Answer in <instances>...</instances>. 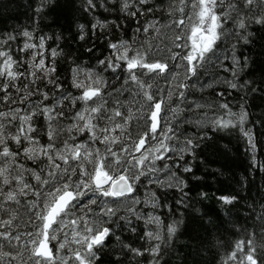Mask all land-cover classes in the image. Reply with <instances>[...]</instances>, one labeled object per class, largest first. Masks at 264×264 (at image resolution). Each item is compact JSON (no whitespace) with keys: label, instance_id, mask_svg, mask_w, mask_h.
Listing matches in <instances>:
<instances>
[{"label":"snow or ice","instance_id":"obj_1","mask_svg":"<svg viewBox=\"0 0 264 264\" xmlns=\"http://www.w3.org/2000/svg\"><path fill=\"white\" fill-rule=\"evenodd\" d=\"M189 2L191 14L186 11ZM68 3L87 22L75 23L73 39L89 43L103 38V46L110 52L98 57L95 65L84 67L79 58L69 59L70 52L47 45L50 37H37L34 31L0 34V264H72L73 261L106 264L104 247L113 234L109 222L117 216V208L112 205L121 204H125L126 213L119 219L130 231L136 232L132 217L146 226L155 224L157 229L143 232L148 243L142 250L122 244L123 256L109 259L107 264H125L129 253L137 264H141L140 257L148 264H161V257L173 246L177 231L181 228L187 231L197 222L207 232L203 243L208 251L224 247L219 243L220 237L208 231L215 220L205 223L209 214L201 213L196 207L207 198V193L193 185L192 178L197 184L202 178L196 177L186 154L195 159L210 146L205 142L214 143V138L224 133L242 138L245 151L256 163V153L264 151V107L257 119L250 120L247 101L254 102L257 98L264 101V68L260 69L258 81L254 77L246 79L241 73L249 65L248 58L241 62L233 54L232 63L224 69L225 72L231 69L232 79L222 82L226 87L215 93L213 102L186 104V90L195 87L188 83L193 78L199 83L201 71L214 63V57L223 66L227 56L221 57L216 51L217 41L222 37L235 36L237 41L250 45L255 36L249 26L254 24L259 26L257 31L264 38V0H179L178 4L169 2L167 10L157 7L164 0L155 3L68 0ZM57 5L58 0H38L37 17H43L46 10ZM100 9L103 12H98ZM157 12L162 14L161 21H171L165 27L173 31L163 54L158 48L154 51L152 45L136 46L135 41L113 39L104 31L106 28L109 32L118 31L122 27L118 21L123 18L136 22V33L147 34L155 31L160 21H150L146 14L155 16ZM98 15H104L103 21ZM109 16L115 19L109 21ZM141 16H145L143 24L139 20ZM18 38L23 43L13 49ZM86 52L94 56L95 44L87 47ZM58 56L69 62L65 70L69 75L64 79L54 75ZM180 69L183 76L177 80ZM103 73L109 74L111 83ZM157 79L176 81L177 107H169L168 111L175 116L180 106L185 105L191 116L182 123L194 127L195 133L178 135L176 126L169 120L161 126L160 113L165 100L148 83ZM212 83L201 84V89L211 88ZM229 90L240 97L238 111H233L225 98ZM124 93L131 97L128 106L121 99ZM172 95L169 91V99ZM133 102L140 113L135 117V131L130 130ZM208 110L215 113L210 118H207ZM173 141L181 146L172 147ZM221 150L230 149L225 145ZM168 161H172L171 166ZM173 168L181 171V175L172 171ZM161 170L173 180L164 183L155 177ZM260 170L264 171V164ZM209 174L223 175L219 170ZM246 179H237V183L242 185ZM145 181L164 189L159 197L153 195L152 211L147 213L136 208L138 204L148 206L147 201L134 195L138 185ZM218 200L222 205L235 207L238 193L222 194ZM18 207L25 209L31 221L23 233L18 230ZM156 209H163L161 215L170 218L166 235L160 231V216L152 214ZM77 210L81 215L76 216ZM88 213L92 214V220L85 219ZM70 216L75 217L71 224L79 226L73 233V242L78 247L69 250L71 255L54 259L53 248L59 253L69 243L68 233L63 236L61 233L66 226L65 218ZM256 222L264 238V205L256 213ZM256 235L253 231L246 240L236 241L220 264H264V243L258 244ZM3 243L9 246V251L2 250ZM126 247L128 250L124 252ZM23 251L29 253L28 261L23 260Z\"/></svg>","mask_w":264,"mask_h":264},{"label":"trees","instance_id":"obj_2","mask_svg":"<svg viewBox=\"0 0 264 264\" xmlns=\"http://www.w3.org/2000/svg\"><path fill=\"white\" fill-rule=\"evenodd\" d=\"M156 0H150V3H155ZM178 4L179 0H164V4H157L158 8H164L167 10L168 3ZM38 0H0V34H5L11 32L13 34H18L21 31H34L35 35L38 37L44 35L50 37L47 41V45L51 47H57L63 49L64 53H71L72 57L79 58V63L87 67L88 65H95L97 58H103V56L110 55V52L103 46V38L97 39L94 42L84 43L78 42L73 39V34L75 31V23L87 24L85 19L81 16L79 12L73 10L68 0H58V5L53 8L46 10L43 17H37L35 9L37 7ZM98 12H103L102 9ZM104 15H107L106 13ZM104 15H98L97 18L101 21L104 19ZM161 13L157 12L155 16L147 15L148 20L155 19L160 21L156 24V30H150L149 33L145 34L143 31L136 33V22L124 20L121 18L118 23L122 27L118 31L109 32L106 28L105 33L110 35L113 39H122L125 41L136 42V46L144 45H155L159 42L161 34L168 28L165 25H170V20L161 21ZM109 21L114 20L115 16H109ZM140 23L143 24L145 21V16L139 17ZM70 26L72 31H69ZM230 27V23H229ZM259 26L250 25L249 30L254 33L255 39L250 45H244L243 41H237L235 36L229 39H223L217 41L219 47L216 49L217 54L221 57L227 56V59L223 61V66L219 62H214L207 67V70L201 71L199 78V83L193 78L188 83H195V87L190 88L188 91L191 94L187 98L196 100L200 103H211L216 99L215 93L222 91L226 86L222 83L224 80L232 79L231 69L225 72V68H228L232 63L233 54L243 61L244 57L249 60V65L244 69V73L241 75L248 78H256L259 80L260 69L264 68V38H261V33L257 31ZM135 34V35H134ZM59 37L57 40L56 38ZM55 41V42H54ZM22 38H18L17 41L13 42V49L16 48L17 44H22ZM95 44V55L90 56L86 52L87 47L93 46ZM233 46H235L233 48ZM159 48L158 46H156ZM27 59V56H24ZM215 61V57L213 58ZM254 62V63H252ZM69 68V62L62 59L61 57L56 58V72L54 75L59 76L64 79L66 69ZM252 70V71H250ZM247 73L248 75H244ZM103 75L112 82V78L108 73H103ZM83 79V76H81ZM213 81L211 88L201 89V84H208ZM153 86V91L159 90V94L163 96L167 87L161 82L155 80L151 83ZM76 94V90H73ZM106 94V93H105ZM243 96V93H241ZM233 107V111L239 110V100L240 97L236 96V93L229 90L225 97ZM127 102L131 99L128 93H124L121 97ZM139 97H137V100ZM177 99V96L174 97ZM264 107V101L257 98L254 102L251 99L247 101V110L250 113V120H255L261 112V108ZM131 110L134 119L130 122L132 128L130 130L135 131V117L140 113L137 112V106L135 102L131 105ZM215 113L212 110H208L207 116H213ZM191 113L189 111H183L181 113L177 112L176 118L179 122L189 118ZM67 124L69 121H64ZM176 126L177 132H184L185 134L195 133L196 129L189 124H184ZM178 132V134H179ZM209 136H211V131H209ZM222 136L223 138H219ZM183 140V137H182ZM181 140V141H182ZM209 143L210 146L205 148L203 152L197 154L195 159H192L191 155L186 154V159L189 164L193 167L196 177H201L199 184L196 183L195 178H192L193 185L201 191L207 193V198L203 199L202 202L197 203V209L203 213L207 212L209 215L205 217V223L208 220H215V225L210 227L208 231L212 232L214 236L220 237L219 243L223 244L224 247L219 249H213L208 251L206 245L203 243L207 239V232L204 228L200 227L199 222L193 224L184 231L182 228L177 231L172 239V247L165 250L163 256L161 257V264H220L222 258H225V254L234 248V244L238 240H246L248 234L255 231L256 232V242L264 243V238L260 236V227L256 222V213L260 211L261 205H264V171L260 170V165L264 164V151H258L256 153V163L254 164L249 154L245 151L244 140L238 135H227L224 133L219 134L214 138V143ZM227 145L230 149L227 152L222 151V147ZM176 157L173 158L175 160ZM171 166L172 161H168ZM30 166V165H29ZM162 168V165H158ZM219 170L223 175H211L210 172ZM172 171L176 172L177 175H181V171L173 168ZM246 177V181L241 185L237 183V179ZM147 182V181H145ZM139 184L138 189L135 192V197L141 196L142 198L147 195L149 196L150 204L153 203V195L155 197L160 196L161 189L156 184ZM238 193V203L235 207L232 205H222L218 196L220 195H232ZM194 194V193H193ZM171 203V201H169ZM151 205L149 207L138 206L136 207L138 211L151 212ZM18 214V230L20 232L26 231V226L30 225L28 214L23 207H18L16 209ZM163 209H156L152 212L153 215L160 216L162 224L160 225V231L162 235H166V225L170 223V218L166 215H161ZM126 210H117V216L113 217L109 222L112 228V235L108 237L105 243L104 251L107 255L104 257L106 264L109 259L120 258L123 256L121 252V245H127L132 248H141L142 246H147V241L143 237V232L156 230V225H145L143 221H136L134 217L131 218L132 225L136 228V232L129 230L128 226L125 225L124 221L119 219V216L124 215ZM81 215L79 210L76 211V216ZM75 217L66 218V226L64 227L63 233H68V241L66 243V248L64 251L59 252L61 255H71L70 249L78 247L73 242V233L79 227L78 225L71 224V219ZM178 218V217H176ZM85 219L92 220L93 216L88 213ZM225 220H230L231 223H222ZM217 229H219L217 231ZM79 232H82V228H79ZM79 234V233H77ZM119 238V241L117 240ZM23 244V240L21 241ZM5 246V245H4ZM3 249V247H2ZM127 247L124 248V252H127ZM24 255L27 257L29 253L23 251ZM26 258L24 259L26 261ZM141 264H148V261L143 257L138 258ZM30 264V262H29ZM72 264H75L73 261ZM125 264H137L136 260L132 258L131 253H129L128 259L125 260Z\"/></svg>","mask_w":264,"mask_h":264},{"label":"rangeland","instance_id":"obj_3","mask_svg":"<svg viewBox=\"0 0 264 264\" xmlns=\"http://www.w3.org/2000/svg\"><path fill=\"white\" fill-rule=\"evenodd\" d=\"M190 9H191V2H189V6H188V9H186V11H189V14H191L190 13ZM172 35H173V31H172V29H171V27H168L165 31H164V33L163 34H161V36H160V40H159V42L155 45V47H153V50L155 51L156 49H157V47L156 46H158L159 48L158 49H160L161 50V53L163 54V52L166 50L165 49V45H166V43L171 39V37H172ZM230 37H232V36H229L228 38H225V39H229ZM224 39V38H223ZM225 60V59H224ZM223 60V61H224ZM213 61H214V59H213ZM215 62V61H214ZM178 72H179V75H178V77H177V80H179L180 78H182V76H183V70L182 69H180V70H177ZM146 79V78H145ZM155 81V80H154ZM153 80H148V83H153L154 82ZM157 82L159 83V82H161V84H163V85H165L166 87H167V89L165 90V92L163 93L164 95L162 96L163 97V99L165 100V113H164V110L162 111V115H161V126H163V124H164V122H165V120H169V121H171L172 123H173V125L174 124H177V125H179V126H182L183 125V123H180L179 122V119L178 118H176V115L175 116H173L172 115V113L170 112V111H168V108L170 107V108H176L177 107V99H174V97H176V94H175V87H176V81H171V80H164V79H157ZM191 83V82H190ZM192 84H193V82H192ZM194 85H195V83H194ZM193 88V87H192ZM169 91H172L173 92V95H172V97H171V99H169V97H168V92ZM186 95L189 97L191 94H189L188 93V91L186 92ZM192 101H196V100H192L191 98H187L186 99V104H191V102ZM163 106V105H162ZM164 107V106H163ZM162 107V108H163ZM181 107V110L179 111V113H181V112H183V111H188V108L187 107H185V105H181L180 106ZM210 117H212V116H207V118H210ZM187 117H185V119H186ZM207 118H206V120H207ZM179 132V131H178ZM178 132H177V134H178ZM180 133V132H179ZM179 135V134H178ZM181 140H182V137H181ZM171 146L172 147H176V148H179L180 146H181V144L180 143H177V142H175V141H173L172 142V144H171ZM174 158V157H173ZM159 167V166H158ZM155 177H158L159 178V180L161 181V182H164V183H168V182H171L172 180H173V178L169 175V174H167V172L166 171H163V170H161V171H158L157 173H155ZM154 177V178H155ZM147 182H145V184H146ZM156 185H158V184H156ZM159 186V185H158ZM137 199H139V200H141V201H147V204H148V206H145L144 204H138V205H136V207H138V206H144V207H149L151 204H150V200H149V196L147 195V193L145 194V196L142 198L141 196H137L136 197ZM125 203H129V201H126ZM113 207H115V208H117V210H121V211H124V210H126V208H125V204H121V205H119V206H117V205H112ZM150 212V211H149ZM66 219V218H65ZM154 226H155V224H153ZM156 229H157V226H156ZM0 243H2V242H0ZM5 245V246H4ZM3 251L4 252H7V251H9V246L6 244V243H3ZM23 253H25V252H23ZM58 256H60L59 254H58ZM27 256L26 255H24L23 254V260L26 258ZM57 257V256H56ZM55 257V258H56ZM54 258V259H55ZM7 258H5V260H6ZM25 261V260H24ZM26 261H27V258H26ZM14 264H15V262H14Z\"/></svg>","mask_w":264,"mask_h":264},{"label":"flooded vegetation","instance_id":"obj_4","mask_svg":"<svg viewBox=\"0 0 264 264\" xmlns=\"http://www.w3.org/2000/svg\"><path fill=\"white\" fill-rule=\"evenodd\" d=\"M164 107H163V109H164V113H165V104L163 105ZM55 242L53 241V242H51L50 243V247H52V245L54 244ZM53 252H54V258L56 257V256H58V253L56 252V250H55V248H53Z\"/></svg>","mask_w":264,"mask_h":264},{"label":"water","instance_id":"obj_5","mask_svg":"<svg viewBox=\"0 0 264 264\" xmlns=\"http://www.w3.org/2000/svg\"><path fill=\"white\" fill-rule=\"evenodd\" d=\"M163 107V106H162ZM161 115H162V112L160 113V124H161Z\"/></svg>","mask_w":264,"mask_h":264}]
</instances>
